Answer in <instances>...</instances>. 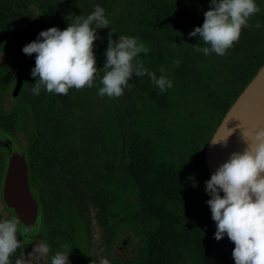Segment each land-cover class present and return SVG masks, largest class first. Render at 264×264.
Segmentation results:
<instances>
[{
	"label": "rangeland",
	"instance_id": "obj_1",
	"mask_svg": "<svg viewBox=\"0 0 264 264\" xmlns=\"http://www.w3.org/2000/svg\"><path fill=\"white\" fill-rule=\"evenodd\" d=\"M209 2L210 0H27L30 11L38 13L59 10L70 12L75 17H86L94 11L95 6L102 7L109 20V29H97L98 36L102 33L109 37L111 31V37L115 41L121 35L135 37L148 50L147 54H139V60L156 77L152 54L154 48L161 44L162 37H151L148 23L160 14L162 5L167 4L165 11L170 18L171 28L169 35L163 37L165 45L170 48L178 68L194 66L202 77V81L194 77L179 82L172 81L169 102L163 107L153 103L143 91L145 84L151 81L150 78L147 75L140 78L133 75L129 81L130 87L125 88L123 95L118 98L98 96L101 85L97 79L91 88L69 89L66 96L70 110L65 108V101L59 98V94L50 110L45 108L39 113L37 111L45 125V139L32 150L31 158L40 159L43 155L46 160H55L50 165V172L53 173L56 184L57 195L54 199L60 201L55 200L56 216L52 230L56 235L68 231L73 215L80 216L82 223L80 236L87 257L84 261L77 258L73 264H97L101 257L107 258L110 264H122V260L136 255L138 241L142 246L140 264H149L162 244V228L166 229V226L162 227L158 222L155 214L172 212L180 218L196 207L205 211L203 215L211 216L206 203L210 197L206 198L205 188L195 179L192 181L194 191H199L204 197L201 195L202 198L192 199L193 203L183 198L178 200L161 196L143 199L141 209L134 206L122 208L125 212L132 211L133 227L139 238L136 240L132 233L125 232L127 227L124 219L122 222H109L105 226L99 216V208L91 201L81 205L79 196L72 190V187L79 191L86 189L95 178H103L111 185L118 175L124 185L141 195L145 191L144 187L128 172L135 161L136 149H148L159 165L178 167L189 163L188 169L192 170L189 168L190 160L201 155L208 132L218 117L217 106L211 103L207 92L211 91L219 99H227L239 67L264 55V0H256L260 12L250 18L249 27L242 29L239 40L234 42L225 56H205L202 52H197L193 46L203 47L204 44L198 42V35L189 38L188 33L195 27L202 26L203 14L209 10ZM257 23L262 27L256 28ZM94 43L97 47L98 40ZM94 54L99 57L95 51ZM2 63L13 66L19 72L12 58L0 53V64ZM95 66L98 70L104 67L97 58ZM33 100L37 104L42 102L38 95H34ZM5 208L3 199H0V219L8 217ZM182 224L183 228L189 226L186 222ZM195 224H199L197 220ZM38 241L35 238L33 241L22 242L26 258ZM51 248L48 260L55 253L54 246ZM171 256L173 264L207 263L205 258L185 246H175L171 249ZM48 260L45 264H48Z\"/></svg>",
	"mask_w": 264,
	"mask_h": 264
},
{
	"label": "trees",
	"instance_id": "obj_2",
	"mask_svg": "<svg viewBox=\"0 0 264 264\" xmlns=\"http://www.w3.org/2000/svg\"><path fill=\"white\" fill-rule=\"evenodd\" d=\"M161 8L160 14L148 23L149 31L152 33L151 37H162L161 44L154 48L152 54L157 78L164 75L171 82L184 81L192 77L202 81L201 75L194 66L178 68L175 65L174 56L163 39V37L169 35L171 28L170 18L165 11L167 4L162 5ZM74 17L70 12L59 10L40 11L38 13L30 11L27 0H0V53L10 56L19 71L16 72L14 67L9 64H0V138L6 137L12 140L26 157L29 187L40 207L39 230L35 238L46 240L51 250V246H54L55 251L62 249L70 253L69 260L71 264L77 258L84 261L87 257L86 250L81 242L80 229H82V223L80 216L73 215L68 231H64L62 235H56L53 232L52 227L56 216L55 200L60 201V199H54L57 195L56 184L53 173L50 172V165L55 160L53 158L46 160L43 155L40 159L34 160L31 158L32 150L45 139V125L40 120L37 111L39 113L40 110L45 108L50 110L51 105H55L53 101L59 94L46 92L41 86L38 97L42 102L35 103L31 91L36 83V79L31 76V69L35 67V54L26 56L22 53V48L34 41L41 31L51 27L64 30ZM99 37L98 45L94 48V51L99 54V57L96 58L100 65L104 66L105 57L103 53L108 46L109 37L102 33H99ZM111 39L115 41L114 38L111 37ZM101 42H103L102 46ZM263 65L264 55L241 65L230 96L227 99H219L211 91L207 92L211 103L217 106L218 117L208 132L207 139L201 148V155L197 159L193 157L190 160L191 165L189 168L192 169V173L188 169L189 163L178 167L162 166L157 164L156 158L148 149H136L135 161L128 172L137 178L139 184H142L145 189L144 193L139 195L128 185H124L122 178L118 175H116L115 182L111 185L103 178H95L84 190L79 191L72 187L75 195L80 198V204L83 205L86 201H91L94 206L99 208V216L102 217L105 226H108L109 222L115 220L122 222L124 219L123 222L127 227L125 232L132 233L134 238L138 240L132 223V211L125 212L122 210L123 207L134 206L141 209L144 204L143 199H153L161 196L163 198L174 197L178 200L183 198L192 203V199L202 198V193L194 191L193 182L196 179L205 188V182L211 176L205 163V151L209 141L229 108ZM161 69H163V72L160 71ZM143 91L159 107H163L169 102V89L160 92L152 81L145 84ZM59 98L65 101V108L70 110L67 96L61 95ZM50 155H53V153L50 152ZM6 168L7 149L0 143L1 200ZM206 198H209V196L207 195ZM6 212L8 214L7 219L14 217L18 222L17 239L21 242V245L12 258L14 260L19 257L20 252L25 255L26 249L22 242L26 239L18 218L7 209ZM204 212L193 207L190 213L184 214L180 218L172 212L166 213L163 211L160 215L155 214L158 222L161 223L162 227L166 226V229L162 228L163 232L160 235L162 244L159 246V252L155 253L153 261L149 264H173L171 249H174L175 246H185L192 249L201 258H205L206 264H234L231 255L234 244L228 240L226 235L220 241L213 238L216 231L215 222L208 214L203 215ZM196 220L199 224H195ZM183 222H186L189 226L183 228ZM136 247V255L122 260V264H140L142 255L140 241H138Z\"/></svg>",
	"mask_w": 264,
	"mask_h": 264
},
{
	"label": "clouds",
	"instance_id": "obj_3",
	"mask_svg": "<svg viewBox=\"0 0 264 264\" xmlns=\"http://www.w3.org/2000/svg\"><path fill=\"white\" fill-rule=\"evenodd\" d=\"M208 8L202 26L188 33L189 38L199 36L198 42L204 46L193 47L205 56H225L239 40L242 29L249 27L250 18L260 12L256 0H210ZM108 25L105 10L97 5L86 17H74L64 30L51 27L26 44L22 53L35 54L31 76L36 83L32 94L38 95L43 86L46 92L67 95L69 89L93 87L98 79L101 85L98 96L118 98L130 87L133 75L137 78L147 75L160 92L172 87L164 75L157 78L144 68L138 57L148 50L142 42L124 35L113 41L111 31L103 53L104 67L98 70L94 42L100 39L97 29H109ZM255 27L259 29L262 25L257 23ZM241 135L245 149L232 152L205 182V193L210 197L206 203L216 226L213 238L220 241L226 235L234 244L231 253L234 264H264V128ZM227 138L220 142L222 146H226ZM24 232L27 235L29 229L26 227ZM17 236V220L0 219V264H45L51 249L43 239L35 242L27 258L20 252L13 260L21 245ZM69 255L57 250L48 264H71ZM97 264L110 262L101 257Z\"/></svg>",
	"mask_w": 264,
	"mask_h": 264
},
{
	"label": "water",
	"instance_id": "obj_4",
	"mask_svg": "<svg viewBox=\"0 0 264 264\" xmlns=\"http://www.w3.org/2000/svg\"><path fill=\"white\" fill-rule=\"evenodd\" d=\"M260 128H264V65L229 108L209 141L205 163L210 175L227 161L232 152L245 149L242 132L250 134ZM225 137H228L227 144L222 146L220 142ZM0 143L7 149L3 202L7 210L20 221L25 239L33 241L39 230L40 207L29 187L26 157L9 138H0ZM26 227L29 229L27 235L24 232Z\"/></svg>",
	"mask_w": 264,
	"mask_h": 264
}]
</instances>
